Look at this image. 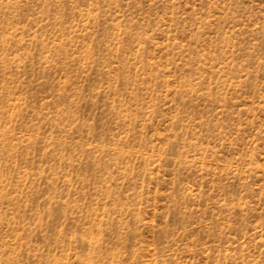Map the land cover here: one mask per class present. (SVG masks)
<instances>
[{"label":"rangeland","instance_id":"374dc122","mask_svg":"<svg viewBox=\"0 0 264 264\" xmlns=\"http://www.w3.org/2000/svg\"><path fill=\"white\" fill-rule=\"evenodd\" d=\"M0 264H264V0H0Z\"/></svg>","mask_w":264,"mask_h":264}]
</instances>
